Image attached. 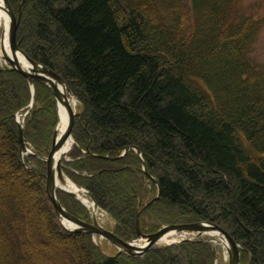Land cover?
<instances>
[{
    "label": "trees",
    "instance_id": "1",
    "mask_svg": "<svg viewBox=\"0 0 264 264\" xmlns=\"http://www.w3.org/2000/svg\"><path fill=\"white\" fill-rule=\"evenodd\" d=\"M8 1L21 10L23 52L60 74L78 101L75 145L62 170L113 219L114 233L135 238L136 214L157 191L133 150L117 157L133 146L161 192L142 211L144 233L217 223L240 244V264H264V62L253 53L264 18L240 0ZM33 83L23 136L34 154L22 157L15 113L29 104L30 88L24 76L0 67L4 264H56L67 252L72 264H214L219 248L203 239L108 256L91 234L65 231L37 158L50 147L56 102ZM57 197L69 213L89 219L72 195Z\"/></svg>",
    "mask_w": 264,
    "mask_h": 264
},
{
    "label": "water",
    "instance_id": "2",
    "mask_svg": "<svg viewBox=\"0 0 264 264\" xmlns=\"http://www.w3.org/2000/svg\"><path fill=\"white\" fill-rule=\"evenodd\" d=\"M24 1V0H23ZM6 11L10 17V28H9V37H8V46L10 48V51L13 55V53L18 50L20 51L24 57L27 59V61L32 65L30 69H24L22 68L18 62L16 61L14 56L8 55L6 52H4V48L2 45V36H1V49H2V58L8 62L12 69L16 70L20 74H22L25 78H27L29 81L35 80L38 81L45 86H47L52 93L54 94L57 101L64 102L66 100L65 93H62L59 91L58 85H61L65 88V82L63 78L53 70L49 69L46 66H43L42 64L38 63L37 61L28 58L23 51L20 48L19 43L16 40V30L18 27L19 19H20V13L18 17H16L14 10L12 6L10 5L8 0H3ZM67 105V104H66ZM67 110L69 114L68 119V125L66 129L60 134H58L60 125H61V112H59V107L57 109V116L58 121L57 125L53 131L52 136V142H51V148L47 152V155L44 157H41V159L45 162L46 165V193L50 200V202L53 205V208L55 212L57 213L60 218H64L67 221H70L74 224V228L69 231H75V232H88L93 234H99L102 237H105L109 241H111L113 244H115L117 247L123 249L126 253H129L131 255H141L143 254L147 249H149L158 239L159 237L164 234L166 231L174 229L177 231L180 230H190V231H196L200 234L206 233L210 230H215L219 233H221L225 239L227 240L229 244L228 249V257L229 261L228 264H239V248L237 243L233 240V238L220 226L213 224V223H203V222H195L190 224H180V225H165L161 227L157 232L152 234H142V232L139 229L138 225V218L140 215V212L137 214L136 218V227H137V235L140 238L146 239V244L142 247H139L134 244V241L126 242L118 237H116L113 232L108 231L104 229L102 226H100L96 219L93 218L92 223L84 222L80 219H77L76 217L70 215L66 210L60 205L56 198V186L58 183H65L66 178L64 177L61 169H60V149L62 148L64 142L67 140L68 137H71L72 128L74 125V118L75 114L72 112L70 107L67 105ZM18 137L21 143V148L23 152H27V148L25 146L24 140H23V132H22V126L19 125L18 127ZM60 189V188H59ZM65 190V189H63ZM67 191V190H65ZM71 194H73L75 197L76 195L73 192L67 191ZM91 199L93 200L92 196L90 195ZM160 197V190L158 189L157 196L151 199L149 202L146 203L145 206L149 205L153 201L157 200ZM78 199V197H76ZM93 205L96 208V203L93 200Z\"/></svg>",
    "mask_w": 264,
    "mask_h": 264
},
{
    "label": "bare ground",
    "instance_id": "3",
    "mask_svg": "<svg viewBox=\"0 0 264 264\" xmlns=\"http://www.w3.org/2000/svg\"><path fill=\"white\" fill-rule=\"evenodd\" d=\"M5 8H6V6H5L3 0H0V30L3 34L2 35V38H3L2 39V45L4 48V52H6L8 55H10L11 51L8 47L10 18H9V15L6 12ZM1 56H2V51L0 50V57ZM13 56L15 57L18 64L20 66H22L23 68L29 69L31 67L30 63L26 60V58L23 56V54L21 52L16 50L13 53ZM58 87H59V91H63L64 88L62 86L58 85ZM66 104L70 105V108L73 111H76V101H75L74 97L68 96V99H66L65 104H64V102H62V103L60 101L58 102L59 112L61 111V125H60V129H59V133H62L66 129L67 124H68L69 114L67 111V105ZM72 143H73L72 139L68 138L64 142V144H63V146L59 152V155L62 156L64 153H66L69 150V148L71 147ZM58 187H61V188H64L66 190L74 192L88 207L92 206L91 201L84 194L83 190L78 189L71 182L66 181L65 184L60 183L58 185ZM92 214L96 217L103 216V214L99 213L98 210H93ZM62 223L68 229H71L74 226L73 224H71L65 220H62ZM209 233H211V235L217 239L218 243L222 244V247L224 249V253L226 255L228 252L229 245H228L227 241L225 240V238L217 231H209ZM173 239H174V231L169 230L164 235L161 236V238L157 242V245L160 243H164V244L169 243Z\"/></svg>",
    "mask_w": 264,
    "mask_h": 264
},
{
    "label": "rangeland",
    "instance_id": "4",
    "mask_svg": "<svg viewBox=\"0 0 264 264\" xmlns=\"http://www.w3.org/2000/svg\"><path fill=\"white\" fill-rule=\"evenodd\" d=\"M239 4L241 7L245 6V10L248 13L254 14L255 17L258 18H264V0H240ZM147 12L151 11V7L146 9ZM2 32L0 30V36H1ZM149 37H151V34H147ZM162 46H168L167 43H163ZM253 53L255 54V56H257V59L261 62H264V25L262 26V28L260 29L258 35H257V39L254 43V48H253ZM1 65H5L4 63H2L0 61ZM76 111L77 107H76ZM2 172V170L0 169V173ZM1 178V176H0ZM16 179V176L14 174L11 175L10 180ZM106 187L110 190V187L108 184H106ZM2 213V209L0 207V214ZM101 214H103V216H99L98 222H100L101 225H103L105 228H111L114 225V222L111 220L110 217H108V215L102 213V211H100ZM191 237L193 238H202L208 235H198V234H188L186 237ZM175 237V236H174ZM209 237V236H208ZM213 239H215L214 237H212ZM178 239H180V237H178ZM96 243L100 246V248L103 250V252L105 254H113V252L115 251V248L112 247V244L109 243L108 241L104 240V239H99L98 237L95 239ZM220 247V254L218 257V262L217 264H226L225 259L223 258V249L222 247L217 244ZM166 246V244L164 243H160L158 245H156V247H163ZM43 252L47 255L48 252L47 250H45V248H42ZM55 256V255H54ZM69 254L68 252L65 255H60V261H56V264H72L68 259H69ZM52 257V256H51ZM7 259L1 260L0 259V264H4L6 262Z\"/></svg>",
    "mask_w": 264,
    "mask_h": 264
}]
</instances>
